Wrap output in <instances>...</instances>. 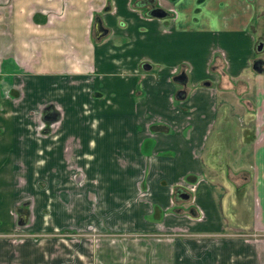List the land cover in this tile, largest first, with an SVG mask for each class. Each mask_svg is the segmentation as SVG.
Here are the masks:
<instances>
[{"label":"crops","instance_id":"1","mask_svg":"<svg viewBox=\"0 0 264 264\" xmlns=\"http://www.w3.org/2000/svg\"><path fill=\"white\" fill-rule=\"evenodd\" d=\"M254 15L253 0H0V264H261L231 232L264 233ZM21 76L33 101L60 103L56 135L22 117L36 104L15 102Z\"/></svg>","mask_w":264,"mask_h":264},{"label":"rangeland","instance_id":"2","mask_svg":"<svg viewBox=\"0 0 264 264\" xmlns=\"http://www.w3.org/2000/svg\"><path fill=\"white\" fill-rule=\"evenodd\" d=\"M253 3H254V6H255V15H254V18L252 20V23L251 25L253 26V33H254V36H255V39H256V42L255 44H257V42H261L262 45H261V48L259 51H255L254 52V55L256 57H260L262 60H264V0H253ZM57 81L60 82V84L58 85L57 88H59V91L58 92H61L62 88H60L61 86V79H57ZM27 78L21 76L20 78L17 79V81L14 83V86H16L17 88V95H15V102L16 103H22V102H34V104H36V106L34 107H29V109H25V108H22L21 110V113H22V117L24 118H28V120H30V122H32V125H31V128L34 130L35 134L37 136H41V135H56L58 133V129H59V121L60 119L63 117V113H62V109L60 108V103L57 102L56 100H52L51 98L49 100H46L47 98H43L41 100H35L33 101V99H31V97H29V94L26 95L25 91L28 92V89H29V86L27 85ZM31 100V101H30ZM231 101H233V99H231ZM19 104V105H20ZM51 104L58 112H59V119L53 123H50V124H46V123H43L40 119V116L42 114V108L46 105H49ZM262 107V105H261ZM60 110H59V109ZM237 109V108H236ZM233 110V112L237 113V114H240L239 113V110ZM255 112V111H254ZM251 113L250 117H249V121L250 122H253V118L254 115L253 113ZM231 127V128H230ZM230 127H226L224 128V130H226V134L227 135H233L234 132L232 131H235L236 127L234 126H230ZM43 128H46V131L44 132L42 129ZM251 131H250V129ZM223 129V128H222ZM215 133H220L221 134V127H216L215 129ZM236 132V131H235ZM244 132L245 133H251L252 132V126L249 124L247 126H245V129H244ZM247 135V134H246ZM71 156L68 157V162H71L73 160V158H70ZM38 165L41 164V162L38 161L37 163ZM23 170V169H22ZM80 177V179H83L82 178V174H79L77 173L76 175L74 176H78ZM22 181V180H21ZM78 183L77 181L74 180V182L70 183V186L68 187V194H69V203H70V206L73 207V205L76 204V201L77 199L80 197L79 196V191L77 190L78 189ZM79 183H82V180H79ZM56 191H54V194H55ZM58 195V192L56 193V196ZM21 205H20V216H21V228L22 230H26L28 229L29 226V218H28V207L30 205V200H28L29 196L28 195H22L21 196ZM75 202V204H74ZM77 207V204L75 205ZM70 207V208H71ZM25 214H27V216L25 217ZM17 217V216H16ZM25 217V218H24ZM49 224L46 223L45 225H42V229L43 230H47V228H51V230L53 229L54 233H56V230L58 229L57 227H53L52 225L49 224V226H47ZM44 226V227H43ZM91 226V225H90ZM88 225L87 228L85 229H90V233L92 235H88V236H82L83 239H88V241H94V238L97 236V234L95 235L94 233H99V231L96 229V226L94 224H92L93 227L95 228H92ZM74 227V230L75 231H78V227L76 228V226H73ZM73 228H67V230H72ZM94 230V231H93ZM103 232H105L104 234L107 233L108 235V231H105L103 230ZM234 233L235 236H239L241 237V239H244L246 240V243H248L247 241L249 242H253V243H259L260 244V248L259 250H257V258L259 260L260 258V262L261 264H264V233H260L259 235H251V230H241L240 232L239 231H231ZM24 233V232H22ZM39 238V244L38 245H43L44 244V239L45 238H49V237H52V236H48V235H41V236H37ZM55 237L57 240L56 242L54 241V244L55 246L58 244H61V240L60 239H64L62 237V235H56V236H53ZM74 237H77L76 235ZM16 240H23L25 239V237H21V239H17L15 238ZM59 239V240H58ZM14 240V241H16ZM255 240V241H254ZM247 252V251H246ZM250 255V256H249ZM260 256V257H259ZM246 261L248 260H252V257H251V253H247L246 254V258H245Z\"/></svg>","mask_w":264,"mask_h":264},{"label":"water","instance_id":"3","mask_svg":"<svg viewBox=\"0 0 264 264\" xmlns=\"http://www.w3.org/2000/svg\"><path fill=\"white\" fill-rule=\"evenodd\" d=\"M148 14L152 17H163L166 13L163 9L160 7H152ZM93 31H94V36L96 38H99L100 36L104 35L106 32L105 29L102 27L100 20L98 17L94 19L93 23ZM261 48V43H259L256 46V50L259 51ZM263 63L264 61L260 57H256L251 61V69L256 72V73H261L263 72ZM148 65L144 64L142 65L143 69H148ZM172 81L179 84L180 86L184 87L186 83V75L184 72H179L178 74L174 75L172 77ZM184 96V90L179 89L175 92V98L176 99H181ZM40 119L43 123L50 124L59 119V112L51 105H46L42 108V114L40 116ZM46 129L44 130V132ZM180 198L186 199L187 195L185 193H180Z\"/></svg>","mask_w":264,"mask_h":264},{"label":"flooded vegetation","instance_id":"4","mask_svg":"<svg viewBox=\"0 0 264 264\" xmlns=\"http://www.w3.org/2000/svg\"><path fill=\"white\" fill-rule=\"evenodd\" d=\"M259 43H261V42H257V44L255 45V46H257ZM261 45H262V43H261ZM46 128H43L42 130L44 131Z\"/></svg>","mask_w":264,"mask_h":264},{"label":"built area","instance_id":"5","mask_svg":"<svg viewBox=\"0 0 264 264\" xmlns=\"http://www.w3.org/2000/svg\"><path fill=\"white\" fill-rule=\"evenodd\" d=\"M192 188H193V187L191 186V187H190V190H192Z\"/></svg>","mask_w":264,"mask_h":264}]
</instances>
